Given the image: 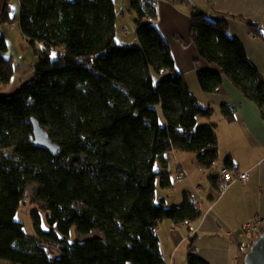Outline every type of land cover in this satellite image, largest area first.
<instances>
[{"label": "trees", "instance_id": "trees-1", "mask_svg": "<svg viewBox=\"0 0 264 264\" xmlns=\"http://www.w3.org/2000/svg\"><path fill=\"white\" fill-rule=\"evenodd\" d=\"M156 1L130 0L139 44L128 45L116 39L114 0H21L22 34L45 49L33 76L14 94L0 95V259L11 264H169L158 236L160 222L201 218L188 194L181 205L155 200L158 186L173 183L166 170L168 153H194L203 170L219 156L216 124H199L214 109L199 103L177 69L155 23ZM3 5L0 20L8 21L9 0ZM191 34L201 56L221 69L200 71L201 89L213 93L226 77L259 106L264 119V77L226 24L197 13ZM7 49L0 35L2 87L16 73ZM236 111L234 105H221L229 122ZM32 118L60 145L58 155L34 145ZM225 166L235 169L230 158ZM209 179L217 189L221 175ZM30 183L37 184L33 200L45 203L50 226L43 229L35 208V234L16 219ZM73 227L101 235L69 242ZM259 235L238 264H245L244 255ZM43 243L60 255L52 256ZM187 264H210L193 238Z\"/></svg>", "mask_w": 264, "mask_h": 264}, {"label": "crops", "instance_id": "crops-1", "mask_svg": "<svg viewBox=\"0 0 264 264\" xmlns=\"http://www.w3.org/2000/svg\"><path fill=\"white\" fill-rule=\"evenodd\" d=\"M178 1L183 3L182 7ZM115 5L117 7L116 2ZM156 5L155 23L170 45L177 69L187 82L190 72L188 84L199 103L214 109L211 117H200L199 124H216L219 156L215 164L221 166V171L226 159L230 158L235 170L249 173L246 182L233 183L215 198L209 191L212 186L209 176L219 175L220 171L218 174L204 173L195 154L192 165H189L187 161L191 156L187 152L168 153L174 154L178 163L175 171L183 170L187 177L174 183L171 160L168 161L166 170L171 172L173 183L169 188L157 187L156 202L167 206L181 205L187 194L196 196L194 188L198 184L204 185L206 191L204 203L198 207L202 212L200 219L184 223L171 219L160 222L158 236L161 249L169 264L168 256L173 257L172 264H177L179 255L180 263L185 264L190 239L193 238L196 251L210 264H238L240 254L257 236L239 230L255 216L261 218L264 227V119L259 106L247 99L226 77L213 93L201 89L198 73L221 69L218 64L201 56L191 34V20L194 14L201 13L211 20L224 22L228 34L241 42L249 61L264 77V0H157ZM136 44H139L138 37ZM223 103L236 106L235 121L229 122L224 118L221 112ZM177 183L182 186L178 187Z\"/></svg>", "mask_w": 264, "mask_h": 264}, {"label": "rangeland", "instance_id": "rangeland-1", "mask_svg": "<svg viewBox=\"0 0 264 264\" xmlns=\"http://www.w3.org/2000/svg\"><path fill=\"white\" fill-rule=\"evenodd\" d=\"M5 0H0V18H1V11L3 8ZM117 4V14L118 19L116 22V39L120 44H128V45H137L136 44V13L130 9V0H114ZM177 4L182 7V2H177ZM182 9V8H181ZM9 20L8 21H1L0 20V35L5 38L7 43L8 49L6 52V56L11 58L16 65V73L13 76L10 84L7 86H0V95H12L19 90L22 83L24 81L29 80L34 73V68L37 62L41 58V53L44 51V46L40 43L36 45L31 44L22 34L21 27H20V17H21V0H9ZM190 72L187 74L188 82H190ZM185 153V152H183ZM188 153V152H187ZM189 159L187 163L192 165V161L194 153H188ZM168 161L171 160V172L173 173V181H176L174 177V173L176 172V168L178 167V163L174 158V154L166 155ZM170 156V157H169ZM160 162H157L156 169H161L159 165ZM220 165L217 163L215 164L210 170H204L206 174H218L220 171ZM208 181V179H207ZM178 187L182 186L181 184L177 183ZM37 188L36 183H30L26 189V197L23 203L21 204L16 219L23 223L24 229L29 234H35L36 228L34 225V219L32 217V211L37 208L41 214L42 219V227L45 230L50 228L48 221H47V212L43 207L45 206L44 202L34 201L33 200V193ZM101 235L98 231L93 230L88 234H82L77 230V227H73L70 235L66 236V239L69 242L74 241H84L93 236ZM46 249H50L52 256H59L60 250L55 248L48 243H43ZM187 253V252H186ZM172 256H168V260L172 264ZM0 264H11L6 260L0 259ZM177 264L180 263V255L177 258ZM185 264H187V259Z\"/></svg>", "mask_w": 264, "mask_h": 264}, {"label": "built area", "instance_id": "built-area-1", "mask_svg": "<svg viewBox=\"0 0 264 264\" xmlns=\"http://www.w3.org/2000/svg\"><path fill=\"white\" fill-rule=\"evenodd\" d=\"M152 20V19H150ZM221 181L219 183V187L216 189L213 186L209 187V191L213 194L215 198L220 196L230 185H232L235 182H246L249 179V173L247 171L245 172H238L234 168H229L228 166H223L221 171ZM176 181H181L187 177V174L185 171L180 170L175 173L174 175ZM194 191L196 193V196L192 198L193 202L198 206L201 207L204 203V192L206 191L204 185L198 184L195 186ZM210 209L212 206H209ZM262 224H261V218L259 216H255L246 226L241 228L240 232H251L256 235L261 234L262 231ZM238 231V232H239Z\"/></svg>", "mask_w": 264, "mask_h": 264}, {"label": "water", "instance_id": "water-1", "mask_svg": "<svg viewBox=\"0 0 264 264\" xmlns=\"http://www.w3.org/2000/svg\"><path fill=\"white\" fill-rule=\"evenodd\" d=\"M34 145L45 149L52 155H58L61 152L60 145L55 142L49 132L36 120L32 118ZM245 264H264V231L255 239L244 255Z\"/></svg>", "mask_w": 264, "mask_h": 264}]
</instances>
